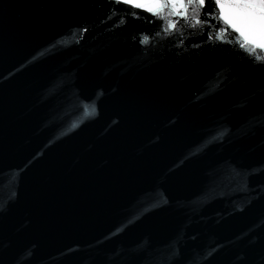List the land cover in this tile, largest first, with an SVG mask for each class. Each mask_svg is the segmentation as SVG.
Wrapping results in <instances>:
<instances>
[{
  "label": "water",
  "instance_id": "obj_1",
  "mask_svg": "<svg viewBox=\"0 0 264 264\" xmlns=\"http://www.w3.org/2000/svg\"><path fill=\"white\" fill-rule=\"evenodd\" d=\"M125 7L0 0V264H264V67Z\"/></svg>",
  "mask_w": 264,
  "mask_h": 264
},
{
  "label": "snow or ice",
  "instance_id": "obj_2",
  "mask_svg": "<svg viewBox=\"0 0 264 264\" xmlns=\"http://www.w3.org/2000/svg\"><path fill=\"white\" fill-rule=\"evenodd\" d=\"M116 13L120 6L125 14L140 18L148 13V19L160 22L156 36L179 38L183 46L185 29L200 34L207 33L206 41L215 44H231L257 67H264V0H109ZM138 9L139 11H133ZM112 17L109 16L108 19ZM125 20L121 18V23ZM82 31L86 32L84 28ZM192 33H189L191 35ZM152 37L143 35L141 44ZM199 47V45H196ZM85 116L95 113L94 107H85ZM75 127V125H74Z\"/></svg>",
  "mask_w": 264,
  "mask_h": 264
}]
</instances>
